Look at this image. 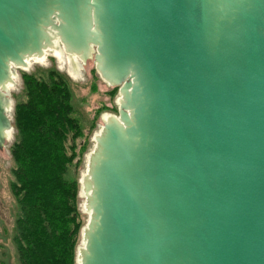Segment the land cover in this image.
I'll return each instance as SVG.
<instances>
[{"label":"water","instance_id":"obj_1","mask_svg":"<svg viewBox=\"0 0 264 264\" xmlns=\"http://www.w3.org/2000/svg\"><path fill=\"white\" fill-rule=\"evenodd\" d=\"M48 47L120 95L76 264H264V0H0V149L3 90Z\"/></svg>","mask_w":264,"mask_h":264},{"label":"trees","instance_id":"obj_2","mask_svg":"<svg viewBox=\"0 0 264 264\" xmlns=\"http://www.w3.org/2000/svg\"><path fill=\"white\" fill-rule=\"evenodd\" d=\"M39 72L22 73L25 99L14 105V264H75L84 225L78 167L88 136L74 115L68 78L54 68Z\"/></svg>","mask_w":264,"mask_h":264},{"label":"rangeland","instance_id":"obj_3","mask_svg":"<svg viewBox=\"0 0 264 264\" xmlns=\"http://www.w3.org/2000/svg\"><path fill=\"white\" fill-rule=\"evenodd\" d=\"M57 43V40H54L53 45H58ZM58 53L61 54V56ZM43 56V59L37 61L33 60L25 68H15L12 83L9 87L7 83L3 90V93L12 102L11 108L9 109L12 121V132L11 136L4 142L3 147L0 149V264L15 263V253L11 239L16 217V201L10 190L9 184L13 179L12 169L14 166L11 154V146L15 140V130L13 126L14 105L17 101L25 99L22 73L34 72L36 75L40 76L42 73H38V71L54 68L58 72L63 73L69 80L74 115L79 119L80 124H83L81 125L84 128V133L88 136V147L82 156V164L78 167V207L84 220V225L88 219V214L84 209L85 197L80 187V181L86 173L88 157L95 146L94 136L100 132L102 124L107 117L117 116L118 113V101L120 98L118 87L107 84L100 77L95 68L92 56L86 62H82L77 57L68 55V53L63 50L58 51L55 47L46 48L43 52ZM65 58H67L66 61ZM70 58L73 59V63H75L74 66H72ZM91 122H93L94 126L91 132H89L88 127ZM79 140L80 139H78V141ZM81 233L82 229L76 248L75 264L78 247L81 245Z\"/></svg>","mask_w":264,"mask_h":264},{"label":"bare ground","instance_id":"obj_4","mask_svg":"<svg viewBox=\"0 0 264 264\" xmlns=\"http://www.w3.org/2000/svg\"><path fill=\"white\" fill-rule=\"evenodd\" d=\"M47 54H48V53H47ZM58 54H59V53H58ZM59 55L61 56V54H59ZM43 58H44V56H43V57H40V56H36V57H34V56H33V57H28V58L26 59V63L29 64V63H30L31 61H33V60H34V61H37V60H41V59H43ZM66 60H67V58H65V61H66ZM70 60H71V64H72V66H74L75 63H73V59L70 58ZM28 64H27V65H28ZM24 68H25V67H24ZM75 69H76V68H75ZM75 74H76V73H75ZM13 77H14V76H13ZM13 77H12V79H13ZM11 83H12V82L8 83L7 86L9 87ZM11 104H12V102L10 103V105H11ZM85 174H86V173H85ZM85 174L83 175L84 177L81 179V182H83L84 178L86 177L87 174H86V175H85Z\"/></svg>","mask_w":264,"mask_h":264}]
</instances>
